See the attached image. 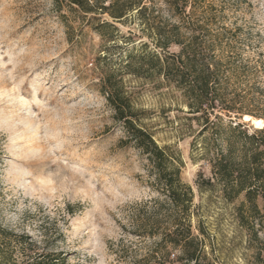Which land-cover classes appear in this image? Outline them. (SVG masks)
<instances>
[{"label": "rangeland", "instance_id": "rangeland-1", "mask_svg": "<svg viewBox=\"0 0 264 264\" xmlns=\"http://www.w3.org/2000/svg\"><path fill=\"white\" fill-rule=\"evenodd\" d=\"M171 1L104 0L154 8L150 23L131 10L112 30L100 26L112 22L109 16L66 2L0 0V224L68 253V264H153L162 257L161 235L138 232L165 198L151 185L147 158L122 143L126 133L103 92L109 79L129 96L141 126L181 162V180L194 194L192 232L207 259L264 264V253L257 260L264 252L263 201L260 213L253 211L246 191L239 193L235 181L225 188L209 164L229 153L232 140L233 166L243 169L251 143L241 132L264 129L253 124L264 122V0H197L192 20L206 28L183 29V39L194 37L198 52L210 49L221 69L224 110L208 132L183 93L147 66L138 70L142 56L155 52L156 24H183ZM168 253L171 260L180 255L171 247Z\"/></svg>", "mask_w": 264, "mask_h": 264}, {"label": "trees", "instance_id": "trees-1", "mask_svg": "<svg viewBox=\"0 0 264 264\" xmlns=\"http://www.w3.org/2000/svg\"><path fill=\"white\" fill-rule=\"evenodd\" d=\"M57 4L66 2L68 7L77 8L84 13L107 15L112 22L100 20L101 28L117 30L115 23L122 22L131 10H136L138 16L145 23H150L147 12L150 8L141 3L132 2H108L104 0H54ZM107 3V2H106ZM171 10L181 16L183 24H163L158 22L155 26L158 39L155 41V52L143 58L138 70L147 66L155 76L163 78L167 85L183 93L189 113L198 115L204 121L203 130L208 132L216 127L211 118L220 119L217 112L222 109L219 105L220 74L221 69L215 56L210 55V49L206 53L198 52L194 46V37L191 40L183 39V29L193 32L203 30L206 26L201 20H192L197 10V0H173L170 2ZM190 8V9H189ZM154 20L155 14H152ZM157 17V16H156ZM180 46V53H171L169 49ZM129 62L127 69H132ZM138 75V72H131ZM107 102L114 111V119L120 123L126 133V140L122 143L132 145L143 154L151 168L155 190L163 195L164 203L159 204V210L153 211L139 227L138 236L154 238L162 237L158 243V251L162 257L154 258L153 264H215L207 259L204 254L202 242L193 234L188 211L193 204L194 194L192 188L181 180V162L175 158L169 148H161L154 136L140 124V118L133 107L129 96L117 83L106 80L105 89ZM224 110V109H222ZM244 126L237 125L232 130H240ZM250 141V150L245 153V165L243 169L235 170L231 155L234 144L228 140L229 153L227 155L216 154L209 158V164L214 176L220 177L225 183V188L231 182L238 184V191H246V199L253 211L260 213L258 200L264 203V129L249 135L248 130L241 132ZM256 141V142H255ZM234 200V198H228ZM166 207L165 216H160V211ZM164 222L169 223L164 225ZM186 226V229H185ZM184 228V229H183ZM63 237V233L60 235ZM47 242L34 240L27 234H20L0 224V264H68L69 254L63 251L49 250ZM178 250L180 255L171 260L168 249ZM263 251L257 252V260H262Z\"/></svg>", "mask_w": 264, "mask_h": 264}, {"label": "bare ground", "instance_id": "bare-ground-1", "mask_svg": "<svg viewBox=\"0 0 264 264\" xmlns=\"http://www.w3.org/2000/svg\"><path fill=\"white\" fill-rule=\"evenodd\" d=\"M246 120L249 121L251 120L250 117H246ZM253 124L256 126V127H262L264 125V122L260 119H253Z\"/></svg>", "mask_w": 264, "mask_h": 264}, {"label": "water", "instance_id": "water-1", "mask_svg": "<svg viewBox=\"0 0 264 264\" xmlns=\"http://www.w3.org/2000/svg\"><path fill=\"white\" fill-rule=\"evenodd\" d=\"M248 122H251V120H250V121H248Z\"/></svg>", "mask_w": 264, "mask_h": 264}]
</instances>
